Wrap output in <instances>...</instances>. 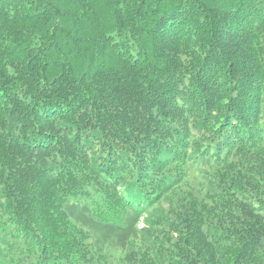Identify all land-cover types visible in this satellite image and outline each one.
Instances as JSON below:
<instances>
[{
    "label": "trees",
    "instance_id": "obj_1",
    "mask_svg": "<svg viewBox=\"0 0 264 264\" xmlns=\"http://www.w3.org/2000/svg\"><path fill=\"white\" fill-rule=\"evenodd\" d=\"M0 264H264V0H0Z\"/></svg>",
    "mask_w": 264,
    "mask_h": 264
}]
</instances>
